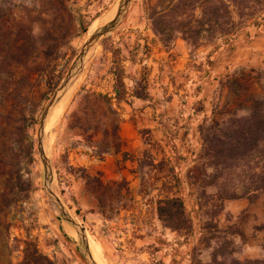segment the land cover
Here are the masks:
<instances>
[{"label":"rangeland","instance_id":"374dc122","mask_svg":"<svg viewBox=\"0 0 264 264\" xmlns=\"http://www.w3.org/2000/svg\"><path fill=\"white\" fill-rule=\"evenodd\" d=\"M118 1L0 0V78L8 79L10 86L22 91L9 114L6 111L10 102H0V264H19L27 239L57 264H85L75 231L69 233L41 189L37 128L45 105L90 28H99ZM255 7V14L242 19L238 30L264 19V0ZM230 37L207 39L198 47L188 46L184 55L179 47L170 51L151 29L146 1L132 0L121 23L103 35L88 53V61L67 104L45 131L54 189L86 229L97 264H216L213 255L218 261L224 251L241 248L239 242L235 248L232 236H226L220 239L223 249H209V243L218 241L216 231H230L232 235L242 231L239 240L235 235L237 241L257 239L252 231L257 227L253 224L259 218L257 213L241 212L235 219L226 216L230 224H225V230L218 228L219 213L213 216L210 212L212 200L200 195L202 160L196 156L193 161L190 156L188 161H181L184 157L180 155L177 168L182 173L178 174L176 165L172 164L173 169L158 161L154 155L159 149L163 152L162 143L152 140L148 119L143 114L136 117L143 142L136 170L138 187H127L119 179L109 184L97 168L102 158L100 152L119 144L115 135L120 112L108 105L109 97L104 94L112 72L119 74L122 81L124 74L137 75L134 86L141 95V103L169 102L187 108L191 105L207 121L212 113L223 110L224 101L232 99L233 79L246 80L251 91L263 95L264 72L246 65L233 68L222 81V91L207 78L202 63L206 53ZM26 38L31 41L28 50L22 49ZM198 77L200 80L194 82ZM174 106L169 110L172 117L181 109ZM161 177H168L166 189L175 187L183 197L192 231H163L157 216L159 226L155 231L134 230L138 222L134 211L145 206L149 212L146 205L152 196L156 201L165 195L154 187ZM213 187H206L205 192L210 195ZM193 197L201 205L198 228L204 231L200 234L192 228L194 218L189 207ZM260 217H264V208ZM96 248L104 260L96 254Z\"/></svg>","mask_w":264,"mask_h":264},{"label":"trees","instance_id":"16d2710c","mask_svg":"<svg viewBox=\"0 0 264 264\" xmlns=\"http://www.w3.org/2000/svg\"><path fill=\"white\" fill-rule=\"evenodd\" d=\"M145 1L151 29L168 50L178 38L189 47H198L207 39L233 36L239 31L241 20L254 15L255 6L261 3V0ZM30 47L29 38L24 39L22 49ZM115 76L116 98L120 99L123 81L119 74ZM10 84L8 79L0 78V102H10L8 114L22 94L19 88ZM231 84L232 107L225 111L226 117L219 114L208 122L203 120L198 126L199 158L202 160L200 195L213 198L210 209L213 216L221 211L225 200L247 198L252 201L264 191V94L251 91L246 80L233 79ZM135 96L141 97L136 92ZM31 150L30 146V153ZM208 186L216 188L214 197L205 192ZM164 188L165 195L155 201L158 220L164 228L177 234L189 232L191 221L183 199ZM219 248L223 249L222 243ZM212 260L216 264H264V257L217 261L213 255ZM19 264L57 263L27 239Z\"/></svg>","mask_w":264,"mask_h":264},{"label":"crops","instance_id":"0c3cea01","mask_svg":"<svg viewBox=\"0 0 264 264\" xmlns=\"http://www.w3.org/2000/svg\"><path fill=\"white\" fill-rule=\"evenodd\" d=\"M176 47H179L182 55L189 50L186 42L180 38L175 41L171 50ZM202 63L205 67V71H207V78L217 86L219 89L218 91H222V81L231 74V71L235 67L246 65L264 72V19L259 20L258 23L251 27L241 28L223 44L215 45V47L211 48L210 51L206 53ZM123 73H126V70H124ZM122 77L123 91L120 99L116 98V76L113 72L110 73V86L107 87L104 92V94L106 93L107 97H109L108 105L112 108H116L121 116L115 135V138L117 139L116 141L119 142V144L116 148L109 147L103 152H100L102 158L98 160L100 165L97 166V168L102 170L105 182L111 184L115 183L116 179H119L125 181L127 187L134 186L136 188L140 183L136 170L142 155L141 150H143V142L137 131L138 126L136 117L138 114H143L148 119L147 126L151 129L152 140L162 143L163 152L160 153L159 149L157 155H154L157 157L158 161H164L165 164L173 169L174 167L172 164H174L176 165V170L178 169L177 157L180 155L184 157L181 161H186L190 156H192L193 161H196V156L197 159L201 160L199 158L201 139L198 126L203 120H206H202L201 111H199V113L198 111L196 112V107L191 105L188 106V108L187 106L180 105V111H178L176 117H172V113L169 110L174 104H170L169 102L165 104L159 102L156 104L153 103V101H151L150 104L145 102L141 103L143 102L141 101V97L138 98L135 96L136 87L134 86V83L137 75L124 74ZM196 80H200V77L194 78V82H196ZM154 98L155 97H153L152 100H154ZM221 106L223 110L218 114L212 113L210 119L217 117L219 114L221 117H226L225 111L232 107L231 100L224 101ZM177 107V105L174 106L175 109H177ZM186 110H190L188 115H185ZM181 170L182 169L179 168L177 174L182 173ZM167 178L168 177H161L156 183H154V187H157L155 191L159 189L164 191L163 189H165L164 187H166L167 184L165 180ZM161 185H164V187L162 188ZM169 189L171 190V193L179 195L178 191L175 190V187L171 186ZM210 190V195L214 197L216 188L213 187V190ZM180 197L183 199L182 196ZM211 200L213 201V198ZM149 203L151 206L150 204L146 205L150 207L149 212L145 206H140L134 211L136 222L138 220L137 224L134 226L135 231H155V227L158 228L159 225L156 221L154 196H152ZM263 204L264 191L259 192L252 201H249L247 198L225 200L221 211L217 215L219 223L218 228L225 230V224H230V221L226 219V216H229L230 219H235L241 212H249L251 214L257 213L259 218L257 221H253V224H257V227L252 228V231H255V237H257V239L237 241L235 235H238L239 240L242 231L234 232L233 235L230 231H216L218 233V241L214 239V241H216L215 243H209V249L213 250L214 247L220 246V239L226 238V236H228L227 238L232 236L231 242L233 246L239 242L238 244L241 248L240 250L237 249L224 252L222 254V260L228 261L231 258L243 260L246 258L264 257V223H262L264 217H260V214H263ZM189 208L190 213L194 218L192 223L193 231H199L198 233L200 234L204 230L198 228V221L200 219L198 211L201 210V205L198 199H194V197L191 198ZM163 229V231H170L165 228ZM237 247L235 246V248ZM96 249V254L103 259L98 248Z\"/></svg>","mask_w":264,"mask_h":264},{"label":"water","instance_id":"95a60500","mask_svg":"<svg viewBox=\"0 0 264 264\" xmlns=\"http://www.w3.org/2000/svg\"><path fill=\"white\" fill-rule=\"evenodd\" d=\"M131 1L132 0H119L114 17L109 22L93 31L91 35L85 39L69 65L65 75L45 105L37 128L36 152L41 165V189L49 202L52 204L53 208L57 211L60 219L75 231L77 247L85 264L96 263L89 251L86 229L74 216L54 189L52 165L48 154L45 124L55 105L62 98L64 93L75 84L82 74L88 61V53L90 50L103 35L112 29H115L121 23L129 9Z\"/></svg>","mask_w":264,"mask_h":264},{"label":"bare ground","instance_id":"6f19581e","mask_svg":"<svg viewBox=\"0 0 264 264\" xmlns=\"http://www.w3.org/2000/svg\"><path fill=\"white\" fill-rule=\"evenodd\" d=\"M116 9H117V5H116V6L110 11V13L107 15V17L104 19V21L101 23L100 26H102V25H104L105 23L109 22V21L114 17L115 12H116ZM100 26H99V27H100ZM96 28H97V27H96L95 25L92 26V27L90 28L89 32H88L87 37L90 36L91 33H92L93 31L96 30ZM88 56H89V54H88ZM78 82H79V79L75 82V84H74L72 87H70V88L64 93V95L62 96V98H61V99L58 101V103L55 105V107L53 108L51 114H50L49 117L47 118V121H46L47 126H46V124H45V128H46V127H49V126H52V125L54 124L55 116H58V115L61 114V112L63 111L65 105L67 104V102H68V100H69V98H70V96H71V94H72V91H73L74 87L77 85ZM46 130H47V128H46ZM45 133H46V131H45ZM48 141H49V140H48ZM47 145H48V142H47ZM65 225H66V224H65ZM66 226H67V228H68V230H69V233H70V234H73L72 228L69 227L68 225H66ZM87 236H88L87 238H88V246H89L90 254H91L93 260L95 261V263L97 264V262H96V258H95V254L93 253L94 251H93V249H92V247H91V246L93 245V244H92V241H91V239H90V237H89L88 234H87Z\"/></svg>","mask_w":264,"mask_h":264}]
</instances>
